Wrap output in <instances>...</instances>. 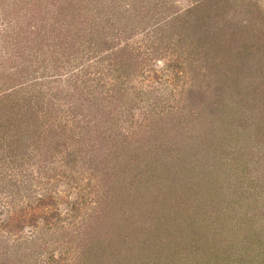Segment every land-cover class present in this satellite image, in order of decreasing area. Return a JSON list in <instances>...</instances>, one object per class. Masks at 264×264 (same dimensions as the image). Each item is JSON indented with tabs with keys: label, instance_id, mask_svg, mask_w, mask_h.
I'll return each instance as SVG.
<instances>
[{
	"label": "rangeland",
	"instance_id": "obj_1",
	"mask_svg": "<svg viewBox=\"0 0 264 264\" xmlns=\"http://www.w3.org/2000/svg\"><path fill=\"white\" fill-rule=\"evenodd\" d=\"M71 1L0 0V264H264V60L196 35L264 0Z\"/></svg>",
	"mask_w": 264,
	"mask_h": 264
},
{
	"label": "trees",
	"instance_id": "obj_2",
	"mask_svg": "<svg viewBox=\"0 0 264 264\" xmlns=\"http://www.w3.org/2000/svg\"><path fill=\"white\" fill-rule=\"evenodd\" d=\"M221 1L223 2V0H220V1L214 0V5H216V8H214L216 13L214 14H212V11L207 14L205 13V10L208 9L207 6L210 5L209 0L207 1L205 0L199 3L198 5L193 6L190 9L180 10L177 14H175L173 17L171 16V19L167 20L165 24L163 23L162 25L170 26L171 28V26L178 24L176 22L180 20L181 18L183 17L185 18V16L187 17V15L194 14V13L196 14L197 19H199L197 20V26L200 24L204 25V23L210 21L211 18H214L215 14H219V12L221 13V11H224V12L226 11L228 5L226 4L223 6L222 4H219V2ZM69 2L71 4L73 1L69 0ZM134 2L136 4L138 3V0H135ZM215 2H218V3L215 4ZM162 3H163L161 4L162 8H167L166 6H169L170 8L172 6V4H169V2L166 3V6L164 2ZM109 5L111 4L108 2V4H106V7H108ZM142 5L143 4H139L137 7H140ZM87 6L93 7L95 9L94 11H97L99 15L96 18L91 19L90 18L91 14H88L90 10L87 9L89 12L86 15H85L86 12L85 13L83 12L85 15L84 23L88 21L92 24L93 22L99 23L98 21L99 16H100V19L103 20L102 15H103L104 10L101 11V9L99 8L103 6L102 9H105L104 3H101L100 5H98L99 8L97 7V5L95 6L87 5ZM80 7L82 8L83 6H80ZM137 7L136 5L131 6V7L128 6L129 9L131 8L129 12ZM241 7H244V5ZM257 8L259 7H256V9ZM255 12L256 10L254 9L252 11H247L244 16H241L243 19L241 18L240 21L243 22L244 24V26H241V28L234 27V25H236L239 22L238 17H237L238 19H236V22L229 23V21H227L224 18L226 15L225 16L223 15L222 18L219 20L220 23L217 24L216 22V26H214L215 28H213L214 36L208 35L211 29L204 30L202 28L201 31L197 30L196 35L197 34L199 35L198 36L199 42L200 43L203 42L205 46H208L209 51L212 53V54L210 53L209 55H207L209 61L214 62L212 69L217 70V73H219V76L222 80L221 82H223V86L221 88L222 91H219L218 93L219 96L217 95V98L219 99H224L223 97L227 95L228 87H231L232 90L235 88L236 90L239 89L241 91V87L243 84L242 74L245 73V70H248L249 67H251L252 61H254L255 58L264 60V54L261 55L260 53L255 52L256 50L255 46L257 45V42L260 41L261 39H264V28L261 27V24L264 23V15H261V18H260L259 14L257 15ZM122 14H124L125 16L127 15L129 17H133L132 12L127 13V14L124 12ZM33 42H34V39H33ZM36 46H38L39 48H42V45H36ZM91 46H93L92 43L89 44L90 48ZM34 53L39 54L40 52L35 51ZM218 55L219 56L221 55V56L218 57ZM250 95L252 94L250 93ZM3 97L0 99L3 102V108L4 106L7 109L10 108L9 106L10 102L7 101V99ZM4 100H6V102ZM250 105L251 103L249 102V98H248L247 100L243 102L242 107H244V109H250ZM19 131L23 132V129ZM26 134L27 132L23 134V137H25ZM71 158L73 159V156ZM73 161H75V159H73Z\"/></svg>",
	"mask_w": 264,
	"mask_h": 264
}]
</instances>
